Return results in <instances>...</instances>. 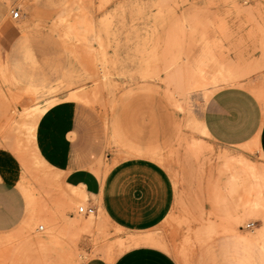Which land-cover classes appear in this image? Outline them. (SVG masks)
<instances>
[{
    "label": "rangeland",
    "instance_id": "rangeland-1",
    "mask_svg": "<svg viewBox=\"0 0 264 264\" xmlns=\"http://www.w3.org/2000/svg\"><path fill=\"white\" fill-rule=\"evenodd\" d=\"M0 12L8 25L0 41V179L17 181L27 203L24 221L0 233V264H86L94 257L115 264L134 239H159L153 232L175 264H237L236 233L255 242L264 264V204L255 203L246 175L218 166L225 156L264 165L263 150L202 135L200 100L230 86L195 88L202 71L214 74L211 58L218 56L226 75L264 90V0H0ZM35 83L44 87L36 91ZM48 104L45 114L31 116ZM58 109L62 117L52 124L66 126L56 140L44 124ZM83 144L105 150L102 182L107 175L168 182L172 195L159 226L124 229L101 198L94 214L79 213L90 207L89 194L63 175L86 163L72 155Z\"/></svg>",
    "mask_w": 264,
    "mask_h": 264
},
{
    "label": "crops",
    "instance_id": "crops-1",
    "mask_svg": "<svg viewBox=\"0 0 264 264\" xmlns=\"http://www.w3.org/2000/svg\"><path fill=\"white\" fill-rule=\"evenodd\" d=\"M4 19L5 14L0 12V41L8 37V25ZM41 86L43 88L44 83ZM41 86L32 85L36 91ZM199 106L203 126L215 143L225 147L260 144L264 153V139H261L264 134V108L252 91L241 86L224 87L214 91L208 99L200 100ZM56 111L46 117L44 126L47 130L53 126L50 130L56 131L55 139L58 140V136H63L66 124H52L57 117H62L60 109ZM106 141L104 125V143L107 144ZM92 146L83 144L78 153L73 151V157H83L86 163H79L64 173L66 184L83 186L90 197L89 206L94 209H97L95 198L103 199L111 220L124 229L143 230L156 224L159 226L164 205L172 195L168 182L159 175H107L102 182L97 175H103L100 163H103L105 150L93 153ZM37 147L41 154L39 145ZM17 184V181L0 179V233L17 228L27 215V203ZM152 234L162 240L159 233ZM232 237L235 242L231 250L237 264H258L257 258L260 257L255 252V242L244 234L236 233ZM161 242L164 247L147 243L133 246L134 249L122 254L115 264H175L167 256L164 241ZM261 258H264V253ZM99 260L100 257H94L86 264H102Z\"/></svg>",
    "mask_w": 264,
    "mask_h": 264
},
{
    "label": "bare ground",
    "instance_id": "bare-ground-1",
    "mask_svg": "<svg viewBox=\"0 0 264 264\" xmlns=\"http://www.w3.org/2000/svg\"><path fill=\"white\" fill-rule=\"evenodd\" d=\"M14 12V11H13ZM19 12V11H18ZM263 56V55H262ZM213 62H215V66L216 68V71L214 72L213 75L209 76V73L208 71H206V73L204 74V72L202 71V77L196 81V85H195V88H199V87H202L204 85H206L207 83H211L213 85H215L216 87H220V86H246V87H249L252 91L255 92V94L258 95L262 105H263V108H264V90L262 91L260 88L261 87H258V85H256L254 82H240L238 79H234L237 78L238 74L236 76L233 75V78L232 77H229V75L227 76L226 73H225V68L223 66H221L220 64V59L219 57L215 56L213 58ZM254 59V58H253ZM255 60V59H254ZM263 60V59H262ZM253 61V60H252ZM257 61V60H256ZM260 61V60H259ZM246 63V62H245ZM259 63V62H258ZM260 64V63H259ZM250 65V64H249ZM248 65V66H249ZM240 78V77H238ZM194 82V81H193ZM193 86V85H191ZM190 86V87H191ZM195 88H193L195 90ZM213 88V87H212ZM190 89V88H189ZM192 90V89H190ZM196 91V90H195ZM216 91V90H214ZM212 91V92H214ZM192 92V91H190ZM201 92V91H200ZM194 93V92H193ZM195 94V93H194ZM196 94H198L196 92ZM201 94V93H200ZM192 95V93H191ZM81 96V95H80ZM197 96V95H196ZM195 96V97H196ZM199 96V94H198ZM197 96V97H198ZM71 99H80V97L78 96V94H73L71 95L70 97ZM84 98V97H83ZM194 98V97H193ZM189 101V100H188ZM193 101V100H192ZM194 103V102H193ZM196 103V102H195ZM49 105V104H48ZM53 104L43 108V109H39L37 108L36 110H34L32 113H31V116L34 118V117H40L42 116L43 114H45L49 109L50 107H52ZM202 119V118H201ZM200 118H198V120L196 121V125L199 129V131L202 133V135H204L206 138H211L208 134V132L206 131V128L203 126V123L201 121ZM32 123H30L31 125ZM34 125V124H33ZM29 126V125H28ZM36 132V131H35ZM35 135V134H34ZM33 135V136H34ZM207 152V151H206ZM225 153V152H224ZM224 155V154H223ZM211 156V155H210ZM219 156V155H218ZM263 157H264V154H263ZM219 159V158H218ZM209 160V159H208ZM218 166H219V170H222L224 172H228L229 175H246V186H248L250 189L252 190H255L256 191V199H255V203L256 204H264V165H258L254 162H250L248 161L246 158H244V156H238V157H229V156H225V157H221L220 160L218 161ZM251 190V191H252ZM80 194L78 196H82L84 195V192L82 193V191L79 192ZM250 203V202H249ZM81 208V207H80ZM79 208V209H80ZM85 208V207H84ZM254 209V208H253ZM264 210V209H263ZM95 213V212H94ZM93 213V214H94ZM40 215V214H39ZM92 215V214H91ZM36 216V215H35ZM42 216V215H41ZM86 216V215H85ZM87 216H90V215H87ZM54 217V216H53ZM39 218H42L39 216ZM92 218H89L88 220H86L87 222H91ZM30 220V219H29ZM36 222V221H35ZM50 222H54L56 223L57 221H55V219H52L50 218ZM33 224V223H32ZM36 225V224H35ZM28 226H30V224H28ZM32 226V225H31ZM34 226V225H33ZM248 227H251V224L248 225ZM41 228V227H40ZM243 228V227H241ZM258 238V237H257ZM135 240V239H134ZM133 240V246L136 247V245H139V244H143V243H147V244H152V245H158V246H163V244H161L162 240L160 241L159 239L157 238H147V237H143V236H140L137 240L134 241ZM249 240V239H248ZM260 240V239H258ZM126 245V244H125ZM131 245V247H132ZM144 245V244H143ZM146 245V244H145ZM170 246V245H169ZM122 248V247H121ZM127 248V247H126ZM134 248V247H133ZM125 250V249H124ZM97 261V260H95ZM100 261V260H99ZM93 263V262H92Z\"/></svg>",
    "mask_w": 264,
    "mask_h": 264
},
{
    "label": "built area",
    "instance_id": "built-area-1",
    "mask_svg": "<svg viewBox=\"0 0 264 264\" xmlns=\"http://www.w3.org/2000/svg\"><path fill=\"white\" fill-rule=\"evenodd\" d=\"M20 17V13L18 11L12 12V19L17 20ZM95 212V209L93 207H81L79 209V213L83 215H91ZM43 228L41 227L40 230Z\"/></svg>",
    "mask_w": 264,
    "mask_h": 264
}]
</instances>
